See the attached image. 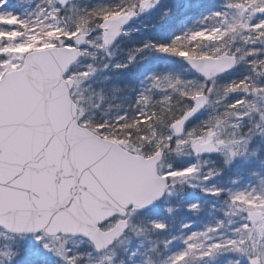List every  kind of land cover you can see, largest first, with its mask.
<instances>
[{
    "label": "snow or ice",
    "instance_id": "6c2138e0",
    "mask_svg": "<svg viewBox=\"0 0 264 264\" xmlns=\"http://www.w3.org/2000/svg\"><path fill=\"white\" fill-rule=\"evenodd\" d=\"M0 264H264V0H0Z\"/></svg>",
    "mask_w": 264,
    "mask_h": 264
}]
</instances>
